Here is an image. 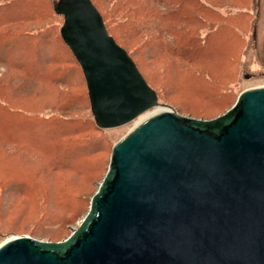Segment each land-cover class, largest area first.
Returning a JSON list of instances; mask_svg holds the SVG:
<instances>
[{"label":"water","instance_id":"1","mask_svg":"<svg viewBox=\"0 0 264 264\" xmlns=\"http://www.w3.org/2000/svg\"><path fill=\"white\" fill-rule=\"evenodd\" d=\"M54 10L96 125L133 122L70 229L11 232L0 264H264V81L215 117L182 116L159 103L91 0H57Z\"/></svg>","mask_w":264,"mask_h":264},{"label":"rangeland","instance_id":"2","mask_svg":"<svg viewBox=\"0 0 264 264\" xmlns=\"http://www.w3.org/2000/svg\"><path fill=\"white\" fill-rule=\"evenodd\" d=\"M201 1L218 14L208 10L203 18L188 10L186 15L169 14L167 19L174 22L175 17V24L163 19L156 28L169 31L166 28L155 37L150 31L141 35L127 31L113 1L93 0L110 33L157 92L159 103L197 119L217 116L241 88L264 81V0ZM245 3L248 12L242 9ZM49 18L42 27L56 55L57 62L50 65L53 73L36 81L25 79L0 62L4 84L0 97L13 107L74 118L71 124L81 125L82 130L72 137L83 140L94 153L88 165L91 172L78 176L67 169L53 171L52 150H15L12 144L0 142V240L11 232H26L36 239L63 236L88 208V190L98 188L110 161V145L133 122L110 129L95 126L81 66L57 37L64 17L54 12ZM37 25L18 28L24 31ZM208 31L211 36L199 58L186 40ZM207 48H213L212 55L206 56ZM228 95L231 100L225 105L222 101Z\"/></svg>","mask_w":264,"mask_h":264},{"label":"trees","instance_id":"3","mask_svg":"<svg viewBox=\"0 0 264 264\" xmlns=\"http://www.w3.org/2000/svg\"><path fill=\"white\" fill-rule=\"evenodd\" d=\"M46 1L0 0V62L8 67V71L15 70L25 79H34L36 81L39 78H47L48 75L53 73L50 65L57 62L56 55L52 53V46L44 34V27H42L44 21L50 19L49 17L55 12L53 3H46ZM91 1L94 4L93 0ZM103 1H113L114 6L122 14L121 18L122 23L126 27L125 29L134 35H141L144 32L150 31L151 35L160 37L167 27L161 26L160 28H156V24L160 25L163 19H166L171 26L175 24L177 13L183 12L186 15L185 13L188 10L196 16L203 18L201 14L206 13L207 10L211 12L208 7L209 5L205 6L201 0ZM95 7L97 8L96 5ZM246 7L247 4L245 3L242 9L248 12ZM98 11L100 12L99 9ZM211 13L213 15L215 13L218 14L215 10H212ZM169 14L175 15L174 22L173 18L167 19V15ZM30 23H37L39 25L35 29L28 28L24 31L18 28ZM16 24L17 30L14 28ZM106 28L108 33L121 46L122 44L110 33L107 26ZM167 30L169 31V28ZM210 34V31L202 35L197 33V35H192L186 40L187 44L190 45L189 47L193 45L196 48H191L193 50L192 53L199 54L197 55L199 58H201L200 56H204L202 55L203 47L207 45L211 36ZM57 37L61 45H66L61 35L58 34ZM66 48L70 50L68 46ZM123 48L125 49L124 46ZM208 51L206 56L213 54V48ZM175 52V50H172L171 54L174 57H178ZM206 78L208 79L209 77ZM145 80L149 84L146 78ZM149 86L152 88L150 84ZM3 89L4 84L0 83V90ZM230 100L231 97L228 95L222 103L227 105ZM0 116H2L0 117V142L12 144L15 150L20 149L32 152L42 151L43 148L47 151L52 150V156L50 157L52 165L50 169L53 171L67 169L78 176L90 174L91 171L88 170V165L92 161L94 153L88 145L83 143V140L79 141L72 137L80 133L79 130H82L81 125L73 126L71 124V122L75 121L74 118L71 119L70 116L65 115L43 114L41 112H32L23 108L13 107L3 101L1 97ZM94 123L99 128L96 122ZM12 151L14 150L12 149ZM24 184L27 185L26 179L24 180Z\"/></svg>","mask_w":264,"mask_h":264}]
</instances>
